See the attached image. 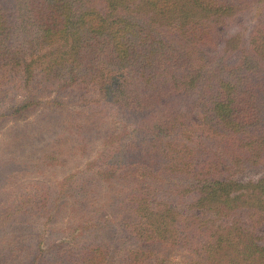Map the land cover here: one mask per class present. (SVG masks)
Returning <instances> with one entry per match:
<instances>
[{"label": "trees", "instance_id": "trees-1", "mask_svg": "<svg viewBox=\"0 0 264 264\" xmlns=\"http://www.w3.org/2000/svg\"><path fill=\"white\" fill-rule=\"evenodd\" d=\"M246 10L260 19L264 0H0V90L14 93L0 107V133L42 105L64 106L39 97L36 79L115 106L133 128L106 170L132 168L143 182L114 203L131 215L124 230L188 252L173 262L83 233L50 241L45 229L27 245L33 201L13 194L0 211V262L23 237L21 264H45L47 255L56 256L50 264H264L252 225L264 221V176L231 173L264 161V22L239 24L211 50L218 27ZM194 125L218 140L216 150L186 143ZM239 209L256 215L233 218Z\"/></svg>", "mask_w": 264, "mask_h": 264}, {"label": "rangeland", "instance_id": "rangeland-1", "mask_svg": "<svg viewBox=\"0 0 264 264\" xmlns=\"http://www.w3.org/2000/svg\"><path fill=\"white\" fill-rule=\"evenodd\" d=\"M259 20L264 22V14L257 20L246 10L241 11L229 26L218 27L211 47L213 53L238 30L239 24L250 27ZM233 60H237L236 55ZM33 84L32 89L36 87L39 97L44 100L57 98L64 106L42 105L26 120L7 123L0 133V203L5 202L1 203L0 211L13 194L28 195L26 198L33 201L31 213L34 214L30 218L33 234L27 245L45 229L50 233L47 238L50 241L75 239L83 233L88 237L108 238L115 245L150 247L173 262L187 258L185 249L144 243L124 230L131 215L128 210L126 213L120 211L114 203L124 196V192L139 188L143 182L132 168L110 176L112 172L106 170V163L109 151L125 141L127 130L132 131V122L122 119L115 106L100 98L57 85L46 86L38 79ZM12 98V90H0V107ZM193 117L187 123H193ZM192 129V138L186 137L187 144L200 149H217L218 140L209 139L202 133L201 126L194 125ZM44 152L46 157H43ZM139 169L136 168L140 173ZM231 173L240 180L258 179L264 176V161ZM145 178L156 180L149 174ZM79 192H83L82 200H79ZM56 202L58 206H55ZM42 204L47 205L39 207ZM50 213L53 216L48 220ZM253 215H256L253 210L239 209L233 218L246 220ZM252 225L264 243V221L254 220ZM23 243L22 237L16 252L6 254L0 264H21L23 256L19 251L23 249ZM54 257L47 255L45 264H50Z\"/></svg>", "mask_w": 264, "mask_h": 264}]
</instances>
